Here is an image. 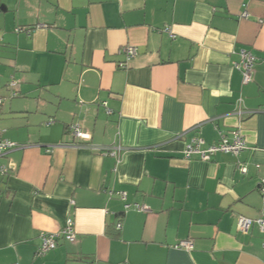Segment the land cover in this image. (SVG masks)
<instances>
[{"label":"crops","instance_id":"1","mask_svg":"<svg viewBox=\"0 0 264 264\" xmlns=\"http://www.w3.org/2000/svg\"><path fill=\"white\" fill-rule=\"evenodd\" d=\"M0 97L17 146L0 156V264H264V232L236 229L263 205L264 0H0ZM236 130L238 157L184 158ZM69 219L75 242L36 256Z\"/></svg>","mask_w":264,"mask_h":264},{"label":"built area","instance_id":"2","mask_svg":"<svg viewBox=\"0 0 264 264\" xmlns=\"http://www.w3.org/2000/svg\"><path fill=\"white\" fill-rule=\"evenodd\" d=\"M16 31H19V29ZM164 31L168 32L169 29L165 28ZM171 37L173 36L171 35ZM122 51L127 61L134 58L135 55L137 54V50L131 46H124L122 48ZM240 58H241L240 64L235 65V67L241 70L242 82L246 84L251 81L252 66L254 64L255 59L250 53L245 51L241 52ZM125 66H126L125 64L120 65V67H125ZM13 85H15V82L11 80L9 82V86L12 87ZM16 95L17 94L15 92L11 93V96H16ZM2 103H3V98L0 97V106ZM70 132L73 137H76L78 139L88 138L87 134L81 132V129L79 128L78 125L72 126L70 128ZM15 147H17L15 143L10 142L8 140L0 139V156L4 155L7 151ZM118 149L119 148L117 147H110L104 153L105 155H111L115 157L117 156ZM246 149H247V144L245 140L243 139L240 131L236 130L235 132H233L231 140H228L222 136L219 142L213 145L205 146L203 139L196 138L186 146L185 150L183 151V156L186 160H190L192 157L196 156L201 161L207 162L211 159L212 156L218 153H226L238 157L239 154ZM256 167L259 166L256 165ZM237 169L243 174L247 172V167L244 164H238ZM9 171H10L9 166L0 164V178H4L5 176H7ZM258 192L263 198V205L260 210V215L258 218L254 220L242 216H238L236 219V229L240 233L246 234L253 225L257 226L260 232H264V173L259 178ZM118 195L122 200L125 199V193H118ZM132 206L135 210L138 211H142L146 213L150 211L146 205L133 204ZM124 208L128 209L129 205H125ZM116 228L117 230H120L121 224H117ZM60 237L64 238L68 242H75L76 234L73 229L72 220L70 219L67 220L65 226L58 234H51V233L42 234L41 236L42 243L36 252V256H42L48 251L55 249L57 245L56 243L57 239ZM174 247L176 249H181L188 252L192 250L193 242L191 239L181 240Z\"/></svg>","mask_w":264,"mask_h":264},{"label":"trees","instance_id":"3","mask_svg":"<svg viewBox=\"0 0 264 264\" xmlns=\"http://www.w3.org/2000/svg\"><path fill=\"white\" fill-rule=\"evenodd\" d=\"M28 30V29H27Z\"/></svg>","mask_w":264,"mask_h":264}]
</instances>
